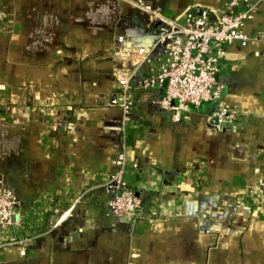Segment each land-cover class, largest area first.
<instances>
[{
	"label": "crops",
	"instance_id": "1",
	"mask_svg": "<svg viewBox=\"0 0 264 264\" xmlns=\"http://www.w3.org/2000/svg\"><path fill=\"white\" fill-rule=\"evenodd\" d=\"M224 1L0 0V186L26 238L2 246L0 264H264V0H247L250 40L224 46L216 77L234 123L212 127L213 103L173 120L145 74L125 115L108 104L119 35L150 48L163 19ZM163 59L156 48L154 69ZM122 150L135 218L108 206Z\"/></svg>",
	"mask_w": 264,
	"mask_h": 264
},
{
	"label": "built area",
	"instance_id": "2",
	"mask_svg": "<svg viewBox=\"0 0 264 264\" xmlns=\"http://www.w3.org/2000/svg\"><path fill=\"white\" fill-rule=\"evenodd\" d=\"M146 8L149 10L148 6ZM257 8V4L248 5L247 0H226L217 11L195 5L181 22L163 19L158 37L150 48L123 45L124 37L119 35L116 53L120 68L116 70V79L120 90L108 104L119 107L125 115L131 106L132 83L145 74L140 77L139 85L142 88L163 87L164 95L158 103L162 109L172 112L173 120H178L180 113L189 106L213 103L214 108L207 117L212 127L219 129L234 123L237 115L227 106L216 103L220 91L216 77L222 64L224 46L232 42L246 45L250 40L244 32V23ZM2 15L0 10V19ZM156 48L161 49L164 59L154 69ZM114 165L115 170L110 173L105 186L112 193L108 206L117 217L135 218L141 200L125 178L127 163L123 150L116 156ZM19 208L17 197L1 185L0 248L26 240L11 230L13 217L19 214ZM23 235H30V231L23 232Z\"/></svg>",
	"mask_w": 264,
	"mask_h": 264
}]
</instances>
